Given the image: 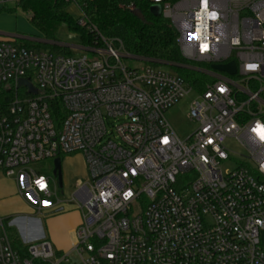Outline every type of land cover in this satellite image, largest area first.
<instances>
[{"label": "built area", "instance_id": "1", "mask_svg": "<svg viewBox=\"0 0 264 264\" xmlns=\"http://www.w3.org/2000/svg\"><path fill=\"white\" fill-rule=\"evenodd\" d=\"M150 2L176 30L182 56L211 66L190 108L198 128L185 141L166 112L193 87L160 66L130 69L120 40L81 46L92 58L0 42V88L14 93L0 106V173L19 170L20 194L40 213L53 196L63 210L60 188L53 193L31 165L80 153L88 175L72 198L82 212L73 250L63 255L42 239L19 252L0 215V264H264V0ZM230 63L233 76L212 69ZM229 140L246 153L230 151ZM228 163L235 168L224 171Z\"/></svg>", "mask_w": 264, "mask_h": 264}, {"label": "trees", "instance_id": "2", "mask_svg": "<svg viewBox=\"0 0 264 264\" xmlns=\"http://www.w3.org/2000/svg\"><path fill=\"white\" fill-rule=\"evenodd\" d=\"M131 3L136 4L143 19L127 8ZM72 4L65 0H20L15 7L1 11L14 13L21 9L45 38L43 42L18 40L22 46L72 57V49L61 46L57 40L60 28L65 25L79 36L85 49L103 47L100 36L110 41L120 40L130 56L145 61L148 66L170 67L199 91H205L207 83H210L211 79L204 71H210L211 66L188 61L182 56L176 30L162 15L157 17L152 13L150 0H78V7L86 16V26L68 12ZM13 97V92L0 88V106H7ZM51 113L57 123L65 115L59 102L51 105ZM9 234L13 248L23 252L24 244L14 227L10 228Z\"/></svg>", "mask_w": 264, "mask_h": 264}, {"label": "rangeland", "instance_id": "3", "mask_svg": "<svg viewBox=\"0 0 264 264\" xmlns=\"http://www.w3.org/2000/svg\"><path fill=\"white\" fill-rule=\"evenodd\" d=\"M6 7L13 8L15 5L9 4ZM2 9L0 5V42L14 35H24L32 39H39L38 42L45 40L41 33L30 23L28 14H25L21 9L14 13L2 12ZM68 12L75 19H79L81 16V11L75 4L69 7ZM57 40L61 46L72 49L74 57H94L92 53L81 49L79 36L72 33L65 25L60 28ZM125 55L122 58V62L130 69H142L148 66L143 60L128 56V53H125ZM160 67L176 74L168 66ZM199 93V89L193 88V91L188 96L166 112L168 123L181 140H187L198 128L197 123L190 120L189 113L191 105L198 98ZM226 147L235 154L246 153L240 145L232 140L227 141ZM61 166L63 187L59 189L58 197L62 201V211H56V208H54L57 203L56 196L49 199H41L42 202H47L48 205L40 213L38 212L39 202L25 194L22 197L20 196L22 204H20L19 209L7 212L2 209V204H0V215L7 226H10L17 219L23 222L21 227L13 226L20 238L22 235L30 238H38L44 235V239L49 240L54 250L64 255L73 250L69 229L79 226L82 222V212L78 205L72 201L73 194L76 192V184L78 182H82L83 185L87 183L88 175L84 157L80 153L61 157ZM29 168L38 174L51 178V190L53 193L55 192V184L58 185V181L53 176L54 160H45L31 165ZM234 168V164L228 163L224 166V171L233 170ZM18 172L19 170H17V174L14 177L0 174L1 192L12 194L16 191L19 194V190H23V186L17 183V179H19L17 176ZM262 240L264 242V233L262 234Z\"/></svg>", "mask_w": 264, "mask_h": 264}, {"label": "crops", "instance_id": "4", "mask_svg": "<svg viewBox=\"0 0 264 264\" xmlns=\"http://www.w3.org/2000/svg\"><path fill=\"white\" fill-rule=\"evenodd\" d=\"M10 38H17L19 40H29V41H32V42H38L39 41V39H32V38L26 37L24 35H14V36L9 37V39ZM0 174H3V173H0ZM20 196L22 197V195L20 194V190H19V194H17L16 191L13 192L12 194H9L7 192L6 193L5 192H1V190H0V204H2V209L4 211H7V212H9L11 210L19 209L20 208V204H22V199L20 198ZM22 223H23L22 221H19V219H17L12 224L17 226V227H21ZM29 223H31V222H29ZM77 227L69 229L70 238H71V233ZM42 239H44V235H42L41 237H38V238H30V237H27L25 235H22V237H21V240H22L23 243L36 242V241H40ZM71 241H72V239H71Z\"/></svg>", "mask_w": 264, "mask_h": 264}, {"label": "water", "instance_id": "5", "mask_svg": "<svg viewBox=\"0 0 264 264\" xmlns=\"http://www.w3.org/2000/svg\"><path fill=\"white\" fill-rule=\"evenodd\" d=\"M152 13L159 17L161 16V8L159 6H154L151 8ZM135 16L139 19H143V16L140 11L134 12ZM212 69L218 72L226 73L228 75H235L237 72L235 63H230L228 65H213ZM25 81H20V85H25ZM53 176L57 179L59 188L63 187V181H62V166H61V157L56 158L54 160V170H53Z\"/></svg>", "mask_w": 264, "mask_h": 264}, {"label": "snow or ice", "instance_id": "6", "mask_svg": "<svg viewBox=\"0 0 264 264\" xmlns=\"http://www.w3.org/2000/svg\"><path fill=\"white\" fill-rule=\"evenodd\" d=\"M258 131H259V134L261 135V138L264 139V129H259Z\"/></svg>", "mask_w": 264, "mask_h": 264}]
</instances>
